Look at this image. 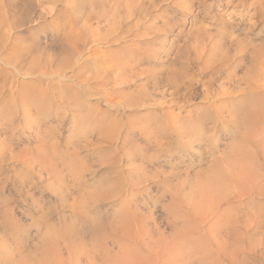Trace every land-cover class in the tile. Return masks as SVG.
Masks as SVG:
<instances>
[{
    "label": "rangeland",
    "instance_id": "rangeland-1",
    "mask_svg": "<svg viewBox=\"0 0 264 264\" xmlns=\"http://www.w3.org/2000/svg\"><path fill=\"white\" fill-rule=\"evenodd\" d=\"M263 54L264 0H0V141H5V150L1 149L4 157L0 159V264H100L101 261V264H133L135 256L146 254L145 249L137 251L138 254L135 251L140 233L136 232V226H128L129 221L135 222L138 218L135 210L144 214L147 226L157 225L165 234H171L174 224L180 228L186 226L181 225L183 217L188 215L192 219L198 215L193 222L188 219L185 222L179 250H173L170 255L159 253V259L171 261L168 264H264V149L257 156L250 153L264 147V122L258 129L253 128L250 140L253 136L254 139L247 145L242 142L245 127L237 121L248 112L249 107L243 105L239 95L247 86L252 84L260 89L262 96L253 104L264 106ZM33 61L37 65L35 74H28ZM173 71L177 77L172 80ZM47 75L51 77L50 83L41 87L39 80H45ZM21 84H31L38 96L44 91L53 97L56 91L52 86L57 90L72 87L78 94L77 101L73 98L70 108H66L56 100V107L41 118L32 109L31 114L36 113L37 121L29 125L32 117L28 118L31 115L23 111L24 100L17 97ZM65 95L62 97L70 101ZM3 101L17 111L16 116L13 112V126L2 122L4 116L10 115V107L6 109ZM214 106H221L226 113V122L220 121L215 131L205 133L190 125L193 123L184 122L188 138L197 134L191 149L174 147L171 144L174 135L163 136L162 148L156 146L155 136H162L160 127L156 126L167 122L168 115L183 121L196 116L202 108L212 110ZM227 111H237V119L231 118L236 121L230 119ZM178 125L183 126L182 122ZM45 128L50 129L53 138L50 143L54 141L50 145L51 157L37 163L36 149L41 146L38 130L42 132ZM239 146L244 154L239 153L242 151L238 150ZM247 152L251 156L245 160ZM226 157L227 162L233 163L235 157L245 161L241 160L237 166L230 163L233 171L227 163L223 166L224 170L241 175L228 171L226 181H230L226 184L231 194L227 187L220 190L223 197L227 192L233 198L226 193V210L232 211H226L229 214L223 219L227 221L220 220L222 225L218 226L219 229L227 227L225 254L215 250L214 239L204 231L206 226L207 229L217 227L219 222L216 223L217 218L211 213L224 209L225 200L211 201L207 211L196 200L211 179L204 171L218 160L224 164ZM242 161L252 163L249 164L253 166L251 171L257 172L259 179L254 172L250 171L251 177L241 172ZM138 162L147 164L150 177L135 185L133 181L143 176L140 173L139 177L135 170ZM201 171L204 173L199 177ZM206 175L210 177L208 182ZM216 175L219 176L217 172L215 178ZM232 176L240 177L241 183ZM196 177L200 180L203 177V185H199ZM238 182L247 186L246 193L240 192L243 186H238ZM246 182L251 184L248 186ZM256 183L259 184L256 186ZM196 188L201 192H196ZM237 190L240 195L233 193ZM191 200L196 207L191 205ZM197 206L201 210L196 213H202L195 216ZM180 207H187L181 211L183 216L177 212ZM172 208L175 215L178 213L176 218L170 212ZM199 215L210 218L206 219L205 226L206 217L198 220ZM122 223L129 233L121 231ZM231 226L237 227L236 234ZM198 232H203L200 236L206 234L205 241ZM189 235L197 242L194 238L189 240ZM240 235L243 238L238 239ZM143 237L140 240L146 241ZM182 240L185 242L181 243ZM122 244L130 245L131 252L136 253ZM207 244L214 250L208 249L212 255L206 252ZM118 246L124 248H121L123 253L127 252L125 256ZM109 252L111 258L106 254ZM127 254L129 258L134 254L131 263ZM208 255L214 256L213 259ZM140 260L142 264H150L139 259L140 264ZM155 263L161 264V261L152 264Z\"/></svg>",
    "mask_w": 264,
    "mask_h": 264
},
{
    "label": "bare ground",
    "instance_id": "bare-ground-1",
    "mask_svg": "<svg viewBox=\"0 0 264 264\" xmlns=\"http://www.w3.org/2000/svg\"><path fill=\"white\" fill-rule=\"evenodd\" d=\"M258 48V47H257ZM263 49V48H262ZM261 49V50H262ZM260 50V49H259ZM264 55V54H263ZM264 58V57H263ZM262 58V59H263ZM261 61V60H260ZM36 68H37V65H36V63L33 61V62H31V64H30V70H31V72L30 73H28V74H35L34 72L36 71ZM30 76V75H29ZM177 77V73H176V71H173L172 73H171V78L170 79H174V78H176ZM51 77L49 76V75H47V76H45V80L44 79H40L39 80V84H41V87H42V85H45V86H48L49 84L48 83H50V79ZM37 80H38V77H37ZM48 82H47V81ZM46 81V82H45ZM52 82V81H51ZM249 84H251V83H249ZM22 86H21V89L19 90L20 92H19V94H18V98L20 99V100H24V102H23V107H24V109H23V111L25 112V114L27 115V116H30V117H28L29 119L32 117V119L31 120H29V122H30V124L29 125H31L32 124V122L33 121H37V119H36V117H34V116H36L35 114L37 113V115H39V117L41 118V115H45L48 111L50 112L51 110H53L56 106H55V101L57 100L58 101V103H60L61 105H66V106H63V107H66L67 108V106L69 105V103L71 102V100L74 98V101L76 102L77 100V95L78 94H76L77 92L71 87H64L65 89H63V87H62V89H59V90H57V89H54L55 87L54 86H52L53 87V90H55L56 91V97H53V96H48V94H46V92H44L43 91V94L41 95V96H38L39 95V93H35V92H33L35 89L34 88H31L30 86H31V84L29 85V84H21ZM52 87H51V89H52ZM57 88V87H56ZM47 89H49V88H47ZM46 89V90H47ZM32 90V91H31ZM62 90V91H61ZM36 91V90H35ZM261 91H260V89L258 88V87H254L252 84L251 85H249V86H247L246 88H244L243 90H241V92H240V96H241V98H242V100H243V105L245 106H248L249 108L247 109L248 110V112H246L245 114H244V116H243V118H241V119H237V117L235 116V114H238L237 113V111H227L228 112V116L230 117V119L231 118H234V116H235V119H237V121H239L238 122V124L239 125H243L244 127H245V130H246V134H245V137H243L244 139L242 140V142L243 141H245L246 143H247V145H248V142L249 141H251V140H253L254 139V136H253V138H251V140H250V137H251V132H252V130H253V128L254 129H258L259 127H260V123L262 122H264V106H260V104L258 103H256L257 104V106H254L255 104H253L255 101H257L259 98H260V96H262L261 95V93H260ZM62 94H66L65 95V97H69V98H71L70 99V101H68V100H66L65 98H63L62 97ZM0 96H1V93H0ZM79 97V96H78ZM207 97H209V95H207L206 96V98ZM9 98V97H8ZM5 99V98H4ZM79 100V99H78ZM8 101V100H7ZM7 101H3V106L4 105H6L7 106V104H5V102H7ZM67 103H66V102ZM22 102V101H21ZM258 102V101H257ZM74 103V102H73ZM78 103V102H77ZM76 103V106L79 104H77ZM21 104V103H20ZM82 104V103H81ZM12 105V104H11ZM6 106H4V107H6ZM13 106V105H12ZM212 106V105H211ZM225 106V105H224ZM10 106L8 105L7 107H6V109H8ZM14 107V106H13ZM13 107H10L9 109H8V111L10 112V115L9 116H4V118H3V120H2V122H7L9 125H11V126H13L14 125V123H15V119H14V114H13V112H15V116H16V114H17V111H16V109H14ZM73 107V106H72ZM81 107V106H80ZM79 107V108H80ZM210 107V106H209ZM209 107H207V108H209ZM68 108H70L69 106H68ZM211 108V107H210ZM35 110L36 111V113L34 114V115H32L33 114V112H31V110ZM5 110V109H4ZM224 109L220 106H218V107H216V106H214L213 107V109L211 110V109H206V108H202L200 111H197L196 112V116H194V117H189V118H187V119H183V121L182 120H180L179 118H175V117H170L171 115H168V117H167V122H161V124L160 123H158V124H160V126H156V127H160L159 128V133H161V135L162 136H160L159 135V137L158 136H155V140H154V142L156 143V146H159L160 148H162L161 146H163V136H169V135H174V138H172L171 139V144H173V146L174 147H177V146H184V148L186 147V148H189L190 147V149H191V147H193V146H191V144H194V141H196V135L193 137V138H188V128H186V127H184V122H188V123H193V124H190V125H196L198 128H200L201 130H203L205 133L206 132H210V131H215V129L216 128H218L219 127V122L220 121H224V122H226V113H224V111H223ZM0 111H2V109L0 110ZM7 111V110H6ZM20 111V110H19ZM32 113V114H31ZM238 116V115H237ZM23 117V116H22ZM26 117V116H25ZM33 117H34V119H33ZM38 117V116H37ZM19 118V117H18ZM239 118V117H238ZM23 119V118H22ZM36 119V120H35ZM39 119V118H38ZM232 121L234 120V119H231ZM17 121V120H16ZM234 121H236V120H234ZM20 122V121H19ZM39 122V121H38ZM159 122V121H158ZM180 122H182V124H183V126H180V125H178ZM230 122V121H229ZM25 123V122H24ZM28 123V122H27ZM235 124H236V122H234ZM26 124V123H25ZM41 124V123H40ZM39 124V125H40ZM28 125V124H27ZM33 125V124H32ZM188 125V124H187ZM186 125V126H187ZM238 125V126H239ZM37 126H38V124H37ZM10 127V126H9ZM32 127V126H31ZM38 127H40V129L42 128L41 127V125L40 126H38ZM188 127V126H187ZM241 127V126H240ZM17 128V127H16ZM39 129V128H38ZM43 129V128H42ZM52 129H54L53 127H52ZM155 129V128H154ZM190 129V128H189ZM6 130V129H5ZM12 130V129H11ZM50 130V129H49ZM48 129H46L45 128V130H43L42 132L40 131V130H38L39 131V133L41 134V137L39 138L40 140H41V146L39 147V148H37L36 150L38 151V153H36V156H37V158L39 159L38 160V162L37 163H39L40 162V160H46V159H50V151H51V146L50 145H52L53 143H54V141H53V143L51 144L50 142H51V140L53 139H51V137H50V131H49ZM194 130V129H193ZM1 131V130H0ZM10 131V130H9ZM38 131L36 132V133H38ZM49 131V132H48ZM158 131V130H157ZM11 132V131H10ZM14 132V131H13ZM151 132H153V134H154V131L153 130H151L150 131V133ZM156 132V131H155ZM208 132V133H209ZM0 133H2V132H0ZM12 133V132H11ZM158 133V134H159ZM191 133H193V132H191ZM212 133V132H211ZM13 134V133H12ZM2 135V134H1ZM37 135V134H36ZM51 135L52 136H54L53 135V133H51ZM247 135V136H246ZM3 136H4V133H3ZM2 136V137H3ZM39 136V135H38ZM192 136V135H191ZM199 136V135H198ZM55 137V136H54ZM7 138V137H6ZM11 138V137H10ZM56 138V137H55ZM40 140H39V142H40ZM106 140V139H105ZM150 140V139H149ZM5 141H0V159L2 158L3 159V157H4V152L1 150V149H4L5 150V148L3 147V144H5L4 143ZM105 142H107V141H105ZM112 142V141H111ZM110 142V143H111ZM50 143V144H49ZM244 143V142H243ZM246 143H245V145H246ZM243 145V144H242ZM6 147V146H5ZM37 147V146H36ZM173 147V148H174ZM242 147H244V146H242ZM247 147V146H246ZM239 148H241L240 146L238 147V150H239ZM175 149V148H174ZM189 149V150H190ZM242 149V151L241 150H239V153H243L244 154V151H243V148H241ZM264 149V147H262L260 150L258 149H255V150H253V151H249L250 153H254V155H256L257 156V153H258V155L261 153L260 151H262ZM35 150V151H36ZM236 150H237V148H236ZM244 150H246V149H244ZM7 151V150H6ZM174 151V150H173ZM3 152V153H2ZM22 152V151H21ZM27 152V151H26ZM128 152H130V151H128ZM132 152V151H131ZM235 152V151H234ZM234 152H232V153H234ZM249 152H247V153H245V155L247 154V156H245V160H248V158L251 156H248L249 154ZM9 153H11V154H13V152H10L9 151ZM22 153H25V150L22 152ZM139 153V152H138ZM169 153V152H168ZM231 153V152H230ZM238 153V154H239ZM8 154V153H7ZM16 154H18V153H16ZM226 154H228V153H226ZM236 154V153H235ZM237 154V155H238ZM6 155V154H5ZM25 155V154H24ZM127 155V154H126ZM129 155H131V154H129ZM137 155V154H136ZM144 155V154H143ZM231 155H233V154H229L228 156H231ZM236 155V156H237ZM240 156H241V154H239ZM7 156V155H6ZM13 156V155H12ZM35 156V155H34ZM128 156V155H127ZM138 156V155H137ZM141 156V155H140ZM226 156V155H225ZM244 156H242V157H244ZM224 157V156H223ZM231 157H233V156H231ZM231 157H229V160L230 159H232ZM239 157V156H238ZM238 157H237V159H238ZM246 157H248V158H246ZM6 158H8V157H6ZM14 158H15V156H14ZM22 158H23V155H22ZM25 158V157H24ZM37 158H36V160H37ZM55 158V157H54ZM131 158V157H130ZM143 158V157H142ZM215 158V157H214ZM221 158H222V156H221ZM236 158V157H235ZM234 158V159H235ZM133 159V158H132ZM144 159V158H143ZM148 159V158H147ZM152 159V158H151ZM219 159H220V157H219ZM224 159V158H223ZM227 157L225 158V161L226 162H224V160H222V162H224V164L222 165L221 163H219L218 161H216L214 164H212L211 163V165H212V167L211 168H207L208 170H206V171H204L203 173L204 174H208L209 176H211V179H210V182L208 183V185H204L205 186V188H203V189H205V190H207L206 191V193H203L204 192V190L202 189V194L201 195H199V197H197V198H199V200H196L197 198H196V196H198V195H196L195 196V198L196 199H194V200H196V201H198L199 202V204L201 205L200 207H203V206H205V209H204V211L206 210V208L208 207V205H210L212 202H213V200H217V199H219V201L221 202V201H223L224 202V200H225V208L224 209H215V211H216V213H211V215H215L214 216V219L215 218H217V219H215V220H217L216 221V223H218L217 224V227H215V226H211V225H209V226H211V227H209V229H207V226H206V229L204 230V231H206L207 233H209V235L210 236H208L210 239H214V242L216 243V244H214V246H215V250L217 251V252H223V253H225L226 252V241H227V239H226V235H228V231H226V228H223V227H225V226H223L222 227V229H219L218 228V226H219V224H221L220 223V220H222L223 219V217H227L226 216V211L228 212V211H230L231 209H227L226 210V198H227V196H226V193L228 192V191H230L229 190V186H228V184H226V182L229 180L230 181V179H228L227 181H226V173L228 172L229 174H231L232 173V175L234 174V175H236L237 173H240V172H231V171H233V170H231V168H232V165H230V163H232V160H230V162H227ZM233 159V163L232 164H236L235 166H237V163H239L241 160H243V161H245L244 159H240V161H238L237 159H235V160H237L238 162H236L235 160ZM34 160H35V158H34ZM33 160V161H34ZM35 160V161H36ZM136 160V159H135ZM145 160V159H144ZM143 160V161H144ZM149 160V159H148ZM21 161V160H20ZM234 161L236 162V163H234ZM242 161V163H243V165H242V167H240V165H241V163H239L238 165H239V167L241 168V172L244 174V175H247V173H248V175H249V173H250V171H251V168H252V170H253V166L251 167V165H249V164H252V163H250L249 162V164H246V162H245V164H244V162ZM249 161H250V159H249ZM29 162V161H28ZM28 162H27V164H28ZM43 162V161H42ZM51 162H53V160L51 159ZM136 162V161H135ZM214 162V161H213ZM227 163V165H230L229 167H230V170L229 169H227L228 171H226V170H224L225 169V167H223L225 164ZM229 163V164H228ZM248 163V162H247ZM43 164V163H42ZM146 164V163H145ZM145 164L144 163H142V162H138L136 165H135V170H136V172L138 171V176L139 177H141L140 176V173H141V175H143L141 178L142 179H144V180H141V178H139L140 180H136V181H133L134 183H135V185H140V184H142L143 182H145V181H147L148 179H149V175H148V173L146 172V167L147 166H145ZM29 165H31V164H29ZM147 165V164H146ZM220 165H222V166H220ZM226 165V166H227ZM32 166V165H31ZM30 166V167H31ZM53 166V165H52ZM43 167V166H42ZM228 167V166H227ZM226 167V168H227ZM251 167V168H250ZM44 168V167H43ZM224 168V169H223ZM236 167H234L233 169H235ZM50 169V168H49ZM53 170H55V171H57L56 169H54V168H52ZM205 170V169H204ZM236 171L238 170V168L237 169H235ZM256 170V169H255ZM226 171V172H225ZM238 171H240V170H238ZM215 172V173H214ZM216 172L219 174V176L218 175H216L217 177L215 178L214 177V175L216 174ZM231 172V173H230ZM251 172H254V171H251ZM46 173V172H45ZM198 173V172H197ZM200 173H202V171L200 172ZM199 173V174H200ZM203 173H202V175H199V177H201V176H203ZM255 173V177H256V179H259L258 177H257V172H254ZM150 174V173H149ZM243 174H242V176H243ZM253 174V173H252ZM252 174H250L249 176L251 177L252 176ZM195 175H197L196 173H195ZM208 175H206L207 177L205 178V180H206V182H208L209 181V179H208V181H207V178H210V177H208ZM238 175V174H237ZM169 176V175H168ZM238 176H240L241 177V175H238ZM189 177V176H188ZM199 177L197 178L198 179V182H200L199 183V185L201 186V184L203 185V181H205L204 179H203V177L201 178V180H203L202 181V183H201V180L199 179ZM233 177V179L236 177V179H237V176H232ZM232 177H230V178H232ZM239 177V178H240ZM260 177V176H259ZM195 178V179H196ZM237 179V181H240V179ZM244 178V177H243ZM247 178V177H246ZM253 178H254V176L252 177V180H253ZM194 179V180H195ZM255 179V178H254ZM183 180V179H182ZM190 180H193V179H190ZM189 180V181H190ZM186 181H188V180H186ZM244 181V180H243ZM242 181V182H243ZM245 181H248V180H245ZM249 181H250V179H249ZM182 182V181H181ZM196 182H197V180H196ZM198 182L196 183V184H198ZM254 182V181H253ZM252 182V183H253ZM256 182H258V181H256ZM179 182H177V185H181V184H178ZM190 183H191V181H190ZM234 182L232 181V184H233ZM240 183H241V181H240ZM239 182H238V184H240ZM247 183V182H246ZM246 183H244V185L246 184ZM249 183V182H248ZM247 183V185L249 186L250 184H248ZM261 183H262V181H261ZM192 184H194L193 183V181H192ZM205 184H207V183H205ZM236 184V183H235ZM237 184V185H238ZM255 184V183H254ZM257 184H259V183H256V186H257ZM176 185V186H177ZM182 185L184 186L185 185V183H182ZM230 185V184H229ZM237 185H235V186H237ZM175 185H174V187H176ZM186 186V185H185ZM195 186H197V185H195ZM229 188H228V187ZM238 186H243L242 184H240V185H238ZM246 186V185H245ZM245 186H243L242 188H241V191L240 192H244V193H246L248 190H247V186L245 187ZM259 186V185H258ZM194 187V186H193ZM226 187H227V189H226ZM180 188V187H179ZM181 188H183V187H181ZM202 188V187H201ZM231 188H233V187H231ZM236 187H234L233 188V190L235 189ZM240 188V187H239ZM250 188V187H249ZM253 188V187H252ZM251 188V189H252ZM172 189V191H173V188H171ZM223 189V191L224 190H227V192L224 194V197L221 195V193H220V190H222ZM254 189V188H253ZM175 190H177V187H176V189ZM174 190V191H175ZM185 190V188L183 189V191ZM200 190V189H199ZM240 190V189H239ZM182 191V190H181ZM188 191V189H186V191L185 192H187ZM194 191V190H193ZM198 190H197V188H196V192H197ZM232 191V190H231ZM231 191H230V193L229 194H231ZM250 189H249V192H248V194L247 195H249V193H250ZM253 191V190H252ZM254 191H256V190H254ZM261 191V190H260ZM198 192H201V190L200 191H198ZM222 192V191H221ZM235 192H238V194H239V191L237 190V191H234L233 193H235ZM259 192V191H258ZM177 193V192H176ZM181 193V192H180ZM179 193V194H180ZM183 193V192H182ZM182 193H181V196H182ZM189 193H190V190H189ZM188 193V195H190ZM193 193H195V191L193 192ZM224 192H222V194H223ZM228 194V193H227ZM228 194V195H229ZM242 194V193H241ZM251 194H252V192H251ZM250 194V195H251ZM175 195V194H174ZM185 195V194H184ZM193 195H195V194H193ZM220 195V196H219ZM237 195V194H236ZM240 195V194H239ZM249 195V196H250ZM176 196V195H175ZM180 196V197H181ZM187 196V195H186ZM245 196V195H244ZM253 196V195H252ZM189 197V196H188ZM237 197V196H236ZM239 197V196H238ZM238 197H237V199H238ZM176 199V197H172V199ZM178 198V197H177ZM183 198H185L186 199V197L184 196ZM229 198H230V195H229ZM232 198V197H231ZM230 198V199H231ZM243 198V197H242ZM245 198H246V196H245ZM188 199V198H187ZM191 199V198H190ZM190 199H188V201L190 200ZM193 199V198H192ZM234 199H236L235 198V196H234ZM181 200V199H180ZM232 200H233V198H232ZM176 201V200H175ZM175 201H173V202H175ZM192 201L193 200H191V203H192ZM212 201V202H211ZM238 201H239V199H238ZM170 202V201H169ZM177 202V201H176ZM182 202V201H181ZM185 202V201H184ZM211 202V203H210ZM229 202V201H228ZM230 202H232V201H230ZM178 203V202H177ZM177 203H174V204H177ZM190 202H189V204H191ZM195 204H196V202H194ZM238 203V202H237ZM240 203V202H239ZM170 204V203H169ZM173 204V203H172ZM171 204V205H172ZM187 204H188V202H187ZM186 204V205H187ZM215 204H216V202H215ZM224 204V203H223ZM235 204V203H234ZM182 205V204H181ZM180 205V202H179V206H181ZM185 205V204H184ZM191 205H193L194 206V204L192 203ZM197 205V204H196ZM237 205V204H236ZM175 206V205H174ZM174 206H172V207H174ZM183 206V205H182ZM189 206V205H188ZM199 206V205H198ZM197 206V207H198ZM214 206V205H213ZM220 206H222V205H220ZM234 206V205H233ZM178 207V206H177ZM177 207H176V210H178L179 209V207H178V209H177ZM194 207H196V206H194ZM210 208L212 207V205L211 206H209ZM166 208H168V207H166ZM181 208V207H180ZM182 208H184V206L182 207ZM181 208V210L180 211H177V212H179L180 214L182 213L181 211L182 210H185L187 207H185V209H182ZM190 208V207H189ZM210 208H208V209H210ZM214 207H212L211 209H213ZM229 208V207H228ZM231 208H233V212H234V207H232V205H231ZM194 209H196L195 210V212H194V215L196 216L197 215V213H199V212H197L196 213V211L198 210V209H200L201 210V208H194ZM194 209H192V210H194ZM236 209V208H235ZM170 210V209H169ZM168 209H167V211H169ZM174 209L172 208V210H170V212L172 211V215L174 214L175 215V213H174V211H173ZM189 210H191V209H189ZM188 210V211H189ZM202 210H203V208H202ZM166 211V212H167ZM207 211V210H206ZM232 211V210H231ZM231 211H230V213H231ZM131 213H132V211H130ZM135 212V214H136V216H138V218L135 220V222H133L132 220V223H133V225H132V223H131V221H129L130 222V224H128V226L130 227V228H132V226H136L135 228H137V230H136V232L138 231L139 233H140V238L141 237H143L144 235H145V237H146V235H147V238H144V239H147L146 241L145 240H143V239H141L140 240V238L138 239L137 237V241L135 242V251L137 252V251H140V249H142V250H144L145 249V251H146V254H142L141 253V255L139 254V258H136L137 256H135L134 257V260L135 261H133L135 264L137 263V261L139 260V259H142L143 261H145L146 262V260L147 261H149V263L150 264H152V263H154V262H157L158 260H160L161 261V264H168V262H170L171 263V261L170 260H163V259H165V258H158V257H161V255H159V253H161V252H163V253H167V254H169L170 255V253H172L173 252V250H177L178 248H179V245H180V240H179V238H181V236H182V234L183 233H185V229H184V227H186L187 226V224H185V222H188L187 221V219L188 220H191L192 221V219H196V217H198V215L195 217V218H192L191 219V217H190V219H189V217H188V215H187V217H181L180 218V220L181 219H183V221H184V223H182L181 225H186V226H184V227H182V228H180L178 225H175L173 222V229L171 230V234H167V232H166V234L164 233L165 232V230H164V232L162 231V229H160L157 225H155L153 228H151L150 226H147L146 225V223L148 224V222H146V218H144L145 216H143L139 211H137V210H135L134 211ZM170 212H168V213H170ZM184 212H187V210L186 211H184ZM211 212H213V210H211ZM190 214H192L191 212H189ZM196 213V214H195ZM200 213H202L201 211H200ZM199 213V214H200ZM205 213V212H204ZM203 213V214H204ZM236 213V212H235ZM234 213V214H235ZM134 214V213H133ZM178 213H176V215H177ZM188 214V213H187ZM189 214V215H190ZM202 214V216H204ZM207 214H208V212H207ZM210 214V213H209ZM229 214V213H228ZM227 214V215H228ZM129 215H130V213H129ZM176 215H175V218H176ZM182 216H183V213L181 214ZM193 215V214H192ZM193 215V216H194ZM225 215V216H224ZM239 215V214H238ZM251 215V214H250ZM7 216V215H6ZM131 216V215H130ZM134 216V215H133ZM132 216V217H133ZM179 216V215H178ZM177 216V217H178ZM186 216V215H185ZM200 216V215H199ZM202 216H200L201 218H202ZM208 216V215H207ZM236 216V215H235ZM248 216V215H247ZM247 216H245V217H247ZM125 217H126V215H125ZM124 217V218H125ZM128 217V216H127ZM170 217V216H169ZM180 217V216H179ZM199 217V218H200ZM205 217H206V215H205ZM205 217H203L202 219H199L198 218V220H203ZM213 217V216H212ZM237 217V219H238V216H236ZM136 217H134V219H135ZM143 218L145 219V221L143 220ZM210 219L209 217H206L205 218V221H203L204 222V226L206 225L205 224V222H207L206 221V219ZM231 218V217H230ZM233 219H234V215H233V217H232ZM239 218H240V216H239ZM242 218H244V217H242ZM241 218V219H242ZM248 218H249V216H248ZM130 219V218H129ZM170 219H172V218H170ZM213 219V220H214ZM232 219V220H233ZM240 219V221H242ZM126 220V219H125ZM178 220H179V218H178ZM215 220L213 221V222H215ZM224 220V219H223ZM226 220V219H225ZM224 220V222H226ZM231 220V219H230ZM244 220V219H243ZM172 221V220H171ZM173 221H175V219H173ZM182 221V220H181ZM194 221V220H193ZM192 221V222H193ZM210 221V220H209ZM235 222H236V219L234 220ZM239 221V220H238ZM126 222V221H125ZM128 222V221H127ZM128 222V223H129ZM195 222H196V220H195ZM201 222V221H200ZM231 222V221H230ZM230 222H227V223H229L230 225H231V223ZM243 222V221H242ZM124 223V222H123ZM123 223H122V226H120L121 228H123L124 227V229H121V231L123 230L124 232H127V231H125V229H126V227L123 225ZM171 223V224H172ZM179 223V222H178ZM210 223V222H209ZM177 224V223H176ZM180 224V223H179ZM192 224V223H191ZM194 224H196V223H194ZM208 224V223H207ZM210 224H212V220H211V223ZM232 224H234V223H232ZM235 224H237V223H235ZM239 224V223H238ZM125 225H127V223L125 224ZM149 225V224H148ZM190 225V224H189ZM202 225V224H201ZM222 225V224H221ZM224 225V224H223ZM245 225V224H244ZM127 226V228H129ZM203 226V227H204ZM226 226H229V225H226ZM236 226H238V225H236ZM191 227V226H190ZM189 227V228H190ZM193 227V226H192ZM195 227H196V225H195ZM202 227V228H203ZM233 227H235V225L233 226ZM233 227L231 226V228L233 229ZM239 227V226H238ZM119 228V227H118ZM129 228V229H130ZM188 228V227H187ZM186 228V229H187ZM201 228V227H200ZM220 228H221V226H220ZM240 228V227H239ZM238 228V229H239ZM229 229V228H228ZM236 229H237V227H236ZM236 229H233V230H231V231H233L235 234H236V232H238V230L235 232L234 230H236ZM126 230H128V229H126ZM132 230V229H131ZM184 230V231H183ZM192 230H194V228L192 229ZM196 230H198V227H197V229H195V231ZM229 230V235L230 236H232V232ZM134 231V230H133ZM187 231V230H186ZM188 231H189V229H188ZM187 231V232H188ZM240 231H242V230H240ZM129 232H130V230H129ZM129 232H127V233H129ZM200 232V231H199ZM198 232V234H199V236L203 233H199ZM227 232V233H226ZM127 233H125V235H128V236H131L132 234L131 233H134V232H131L130 233V235L129 234H127ZM191 233V231L189 232V234ZM231 233V234H230ZM242 233V232H241ZM244 233V232H243ZM141 234H143V236L141 235ZM205 234V233H204ZM202 235V236H200V237H202V238H204L203 236H205V235ZM240 234V233H239ZM238 234V235H239ZM136 235V236H137ZM166 235H168V236H166ZM187 235V234H186ZM193 235H194V233H193ZM193 235H189V238H191V239H189V240H192L193 238H192V236ZM234 235V234H233ZM241 235H243V234H241ZM239 236L238 237V239L239 238H243L242 236ZM127 236V237H128ZM235 236V235H234ZM244 236V235H243ZM132 237H134V236H132ZM195 237H197L198 238V236H195ZM199 237V238H200ZM229 237V236H228ZM227 237V238H228ZM233 237V236H232ZM245 237V236H244ZM135 238V237H134ZM134 238L132 239V241L134 240ZM202 238H201V241H202ZM208 238V239H209ZM235 238V237H234ZM128 239H131L130 237L128 238ZM183 239V238H182ZM195 239V241L194 242H197L196 241V238H194ZM207 239V240H208ZM230 239V238H229ZM198 241H199V239H197ZM204 241L206 240V238H204L203 239ZM211 240V241H212ZM243 240V239H242ZM185 242V240H182L181 241V243L182 242ZM188 241V240H187ZM193 241V240H192ZM200 241V242H201ZM190 242V241H189ZM199 242V244H202V243H200ZM203 242V241H202ZM213 242V241H212ZM211 242V243H212ZM213 242V243H214ZM231 242V241H230ZM67 243V242H66ZM205 243H207V242H205ZM205 243H203V244H205ZM210 243V242H209ZM130 244V243H129ZM129 244H127V246L129 245ZM184 244V243H183ZM123 245V247H126V244L124 245V244H122ZM159 245V246H158ZM211 246V244H207V246ZM213 245V244H212ZM231 245V244H230ZM253 245V244H252ZM134 246V245H133ZM206 246V252H208L209 251V253H210V251L211 250H208L210 247L208 246L207 247ZM213 246V247H214ZM217 246V247H216ZM61 247V246H60ZM99 247V246H98ZM129 247H130V245H129ZM129 247H126V248H129ZM118 248H122L121 246L119 247L118 246ZM126 248H125V251H126ZM212 248V247H211ZM210 248V249H211ZM122 249H124V248H122ZM121 249V250H122ZM131 249H133V247H131ZM131 249L129 248V250H130V252H131ZM155 249H157L156 251H155ZM240 249H241V247H240ZM119 250V249H118ZM128 250V249H127ZM179 250V249H178ZM239 250V249H238ZM69 251V250H68ZM104 251H106V250H104ZM132 251H134V250H132ZM215 251V252H216ZM244 251V250H243ZM103 252V251H102ZM119 252H120V250H119ZM122 253L124 252L123 250L121 251ZM129 252V253H130ZM136 252H131V253H136ZM143 252V251H142ZM177 252V251H176ZM211 252H214V250H213V248H212V251ZM104 253V252H103ZM102 253V254H103ZM117 253H118V251H117ZM125 253H127V252H125ZM125 253H123V255L125 254ZM128 253V254H129ZM162 253V254H163ZM106 254H108V255H110V258H111V254H110V252L109 253H106ZM115 254V253H114ZM113 254V255H114ZM121 254V253H120ZM120 254L118 255V257L120 256ZM127 254V255H128ZM137 254H138V252H137ZM173 254V253H172ZM174 254H175V252H174ZM211 254V253H210ZM226 254V253H225ZM105 255V254H104ZM103 255V257L104 258H106L105 256ZM123 255L121 254V258H123ZM131 255V254H130ZM159 255V256H158ZM166 255V254H165ZM177 255H179V254H177ZM177 255H174V256H177ZM212 255V254H211ZM221 255V254H220ZM107 256V255H106ZM125 256V255H124ZM132 256H134V254L133 255H131V257L130 258H132ZM209 256V255H208ZM219 256V255H218ZM95 257V256H94ZM101 257V256H100ZM109 257V256H108ZM107 257V259L108 260H110L109 258ZM127 257V256H126ZM125 257V259H128L129 258V255H128V258H126ZM164 257H167V256H164ZM169 257V256H168ZM171 257V256H170ZM209 257H211V256H209ZM212 257H214V256H212ZM211 257V258H212ZM215 257H216V255H215ZM115 258V257H114ZM129 258V259H130ZM136 258V259H135ZM172 258V257H171ZM177 258V257H176ZM226 258V257H225ZM64 259V258H63ZM93 259V261H94V258H92ZM101 259V258H100ZM113 259V258H112ZM128 259V260H129ZM133 259V258H132ZM138 259V260H137ZM167 259V258H166ZM170 259V258H169ZM173 259H175L174 257H173ZM213 259V258H212ZM88 260V259H87ZM103 260V259H102ZM105 260V259H104ZM119 260V259H118ZM122 260H124V259H122ZM122 260H121V262H122ZM128 260H125V261H128ZM207 260H210V259H207ZM64 261H67V260H64ZM64 261H62V262H64ZM114 261V260H113ZM116 261V260H115ZM131 259H130V263H131ZM173 261H177V260H172V262ZM102 262V261H101ZM101 262H100V264H101ZM108 262V261H107ZM120 262V263H121ZM140 262H141V260H140ZM90 264H92L91 262H89ZM95 263V262H94ZM93 263V264H94ZM110 263H112V262H110ZM115 263H117V264H119L118 262H115ZM122 263H124V262H122ZM133 263V264H134ZM138 263H139V261H138ZM137 263V264H138ZM148 262H146L145 264H147ZM160 263V262H159ZM169 263V264H170ZM173 263H175V262H173ZM179 263H181V262H179ZM186 263V262H185ZM25 264V263H24ZM67 264V263H66ZM95 264H97V263H95ZM104 264H105V262H104ZM109 264V263H108ZM124 264H128V263H124ZM140 264V263H139ZM141 264H142V262H141ZM155 264H157V263H155ZM175 264H177V263H175ZM209 264H210V262H209Z\"/></svg>",
    "mask_w": 264,
    "mask_h": 264
}]
</instances>
